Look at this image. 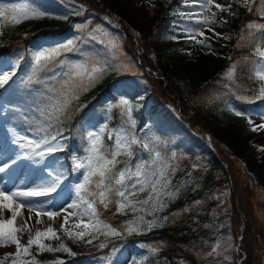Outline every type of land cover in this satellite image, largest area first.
<instances>
[{
  "label": "snow or ice",
  "instance_id": "6c2138e0",
  "mask_svg": "<svg viewBox=\"0 0 264 264\" xmlns=\"http://www.w3.org/2000/svg\"><path fill=\"white\" fill-rule=\"evenodd\" d=\"M235 2L245 7L250 14L254 11L253 6L255 5V10L264 20V0H261L260 3L258 0H235ZM198 3L202 10L210 11L211 15L196 19L195 23L206 26L208 31L213 32L214 29L211 25L217 23V13L211 9L215 7L221 12H229L232 7L231 3L225 6L215 3V0H198ZM9 13H12V20L15 24L21 23L22 20L51 16L47 10L35 4L4 8L0 11V19L8 20ZM16 13H19L21 18L18 19ZM229 14L235 15L231 12ZM192 16L193 14H188V19L191 20ZM62 18L66 19L67 17ZM226 22L225 20L220 21V23ZM75 27L80 32L85 31L84 25ZM2 28L3 25H0V36L3 35ZM245 29L248 30L249 42H264V23L250 22L245 25ZM245 29H242L241 39H244ZM101 33L102 35H98ZM214 34L221 35L220 33ZM195 35L203 36L204 30L202 28L190 30V37L194 38ZM83 42L86 45L95 42L101 45V48L97 51L83 48L77 50L75 42L68 40L59 45L42 46L32 54L31 75L28 77L27 83L41 85L40 88L34 90L36 98L33 103L35 111L39 114L35 118L36 129L31 135H18L13 140L19 149H27V151L23 152L22 157L18 155L15 159H10V162L6 160L0 164V173L10 170L21 158L31 161L34 165L43 164L39 171L44 172L47 169V172L46 178H42L41 183L31 187L16 188L14 185L13 189H9L5 185H0V247L14 246L13 252L6 253L3 258H0V264H6L9 257H13L10 264H35L36 255L31 251L34 245L37 255L43 252L61 251L68 255H75L63 242L55 247L44 243L45 240H61L52 223L62 217V213H67L69 208H83V212L69 213L63 216L59 231H62L69 239L89 244L93 240L99 239L100 235L107 238L121 236L125 232L140 234L145 230L150 231L153 228L161 227L163 226L160 222L161 218L156 213L163 211L168 203L180 195L184 188V185L172 183L177 170V165L173 163L175 153L168 155L161 150L160 146L164 142L159 136L136 134L135 120L132 115L133 106L130 100L122 98L119 103V107L122 109L121 115L127 117L123 123L110 127L106 119L98 127L88 128L81 134L84 141V155L82 157L73 156L72 170L81 177L74 186L76 199L66 207L61 205L60 208H56L55 196H58L62 190L61 185L66 176L64 172L57 170L55 161L43 162L49 155L63 151L67 147L64 141L71 137L65 135V128L66 122L71 119L74 102L78 101L84 92L99 83L107 72L128 67L122 63L119 65L115 63L119 59L116 55V40L99 27L92 30ZM196 43H202V41L197 40ZM74 51L77 52L78 59L61 58L65 53ZM254 55L258 56L259 60L253 61L252 75L262 82L255 99L264 100V49L256 47ZM20 59L22 57L18 58L16 64H11L7 68L0 67V89H3L15 75V69L18 67ZM235 70L236 65L233 64L226 76L232 79ZM239 99L248 98L239 97ZM248 102L251 100L248 99ZM83 107H87V105L78 106V110ZM229 110L233 111L236 116L244 115L234 107ZM248 122L249 124L253 123L250 118ZM257 128L264 129V123L255 125L252 130L255 131ZM145 193L146 195L140 198L141 194ZM41 197L46 199H36ZM112 203L116 205L115 214L125 215L130 212L133 215V219L126 221L119 229L99 218L97 205L108 209ZM194 203L199 205L201 201L197 200ZM25 210L28 213L26 218ZM5 211L10 213L7 218L4 217ZM184 211H189V209L186 208ZM138 212L144 215L137 216ZM33 214L36 217V225L43 223L42 217H47V220L52 223L43 230L35 228L31 224ZM84 214L89 216L91 227L89 223H83ZM145 215L152 216L153 219L145 220ZM175 215L174 213L173 216ZM69 216H78L79 220L71 227H66L69 225ZM168 219L167 216L163 217V221ZM81 226L86 231L75 232L72 230V228L80 229ZM24 233H27L26 242H22ZM86 236L91 238L85 240ZM99 247L105 248L107 244L102 242ZM140 247L144 248L145 246L141 244ZM220 247V242H217L208 255H222L218 251ZM112 251L114 253L116 249L113 248ZM151 251L155 253L156 250L151 249ZM224 251H228V248H225ZM28 257L31 259H26ZM111 259L109 256V262ZM224 259L228 260L229 257L225 256ZM147 260L148 257H144L140 264H145ZM54 264H64V261L56 260Z\"/></svg>",
  "mask_w": 264,
  "mask_h": 264
},
{
  "label": "trees",
  "instance_id": "16d2710c",
  "mask_svg": "<svg viewBox=\"0 0 264 264\" xmlns=\"http://www.w3.org/2000/svg\"><path fill=\"white\" fill-rule=\"evenodd\" d=\"M100 3L103 8L94 9L98 17L90 23L91 26L101 23L99 15H106V8L113 9L118 0H100ZM91 5L94 7L93 3L87 4L89 8ZM251 14L245 7L238 5L236 15L230 22L223 23V26L229 31L236 30L239 34L240 20L243 17H252ZM159 21L160 25L167 26L171 17L165 16ZM120 25L123 49L129 58L142 66L148 92L142 99L135 100L137 93L128 92L126 79H117L115 73H109L103 86H98L79 102L75 101L71 119L66 122L65 135L71 138L64 141L67 145L61 152L64 163L69 165L73 162V156L83 155L84 141L81 134L86 129L98 127L106 119L110 127L123 123L120 110L109 106L117 99L116 91L109 88L120 86L122 92L119 94L137 104L134 112L136 128L142 127L145 133L159 136L164 142L160 146L162 151L165 150L168 139L176 141L179 159L176 179L184 178L190 184L169 203L166 211L169 219L163 222L158 235L148 239L119 241L116 247H122L120 244H143L148 251L149 261L164 257L170 264H198L195 252L200 236H196V232L203 231L201 223L207 220L209 211L217 204L215 195L224 192V201L218 207L224 208L228 228L233 233L235 227L238 230L241 228V264H264V189L255 182L252 170L247 166L249 162L253 166H259L256 159L244 154L251 137L247 123L243 116L224 120V113L218 107L206 106L201 102L202 92L208 93L211 91L209 87L218 83L221 91L232 96L255 99L262 82L252 75L251 69L255 60L253 51L256 47L263 46L264 42H249L244 39L239 46L230 49L234 44L231 43L233 39L228 44L232 53L231 63L236 65L234 77L227 80L216 74L210 79L208 77L211 72H208L198 77L197 83L193 84L195 80L191 76L190 67L177 60L174 55V50L185 46V43L169 40L156 42L130 16H124ZM46 29V25L40 23L23 30H12L3 26L0 57L10 56L17 47L28 46L38 37H45L48 32ZM23 32L27 33L24 38ZM215 67L219 72L220 68ZM208 79H213V83L206 84ZM189 86H197V90L186 92ZM35 88H38V84ZM8 89L12 105L23 108V114L36 112L33 103L35 92L31 94L20 89ZM81 105L87 107L78 110ZM21 124L20 121L14 127L21 130ZM193 187L198 189L191 191ZM197 200L201 204L195 205ZM186 208L189 211H184ZM97 210L99 218L113 227L119 229L124 225L123 218L115 214V203L110 204L108 209L98 204ZM151 249H155V253ZM98 254L97 251L88 257L96 259Z\"/></svg>",
  "mask_w": 264,
  "mask_h": 264
},
{
  "label": "rangeland",
  "instance_id": "374dc122",
  "mask_svg": "<svg viewBox=\"0 0 264 264\" xmlns=\"http://www.w3.org/2000/svg\"><path fill=\"white\" fill-rule=\"evenodd\" d=\"M261 0H258L260 3ZM94 4V7L91 5L89 8L87 4ZM215 3H220L225 6L231 3L232 7L229 9L231 13H237V6L241 5L235 2V0H215ZM24 4H35L39 7L47 10L51 16L45 17L41 19H27L22 20L21 23L15 24L12 20V13H9V19L3 20L0 19V25H3L6 28L12 30H23V29H30L31 26L36 25L37 23L46 25V31L52 32V35L47 36V38H38L30 44L29 48L20 47L16 51H14L11 57H0V67L7 68L11 64H16L18 58L22 57L19 61L18 67L15 69V75L11 77L8 81V84L5 86H11V83L14 81L12 87L16 86L20 87L21 89L24 88V91H28L32 87H34L35 83L29 84L27 83L28 77L31 75V57L33 52L41 48L42 46H54L66 43L68 40H73L75 42V48L79 49H90L92 51H97L101 48V45L93 42L90 45L84 44V38L88 37V34L92 32V30L96 28H100L103 32H107L110 37L115 38L117 44V51L116 55L119 57L116 64H124L127 65V68H122L120 70H111L107 72L103 79L97 83L94 87H92L87 92H84L80 99L86 97L92 90L97 88L98 86H103L106 83V76L109 73H115L117 79H126L127 84L129 87L126 89L128 92H136L138 93L135 96V100L140 99L145 93L148 92V88L145 85V80L143 78L144 70L142 66H140L137 62L133 61L128 55L125 53L123 49V42H122V29L120 22H122L124 16H130L132 21L139 26L142 30H144L145 34H150L152 39L156 42L160 40H169L174 43H185V46H181L174 50V55L177 60L182 61L184 64H187L191 69V76L195 80L193 84L197 83L198 77L202 74H209L208 78H213L214 75H219L222 78L227 80H231L226 76V73L229 71L230 67L233 65L230 60V49L233 46L240 45L244 39H248V30L245 29V25L250 22H257V23H264V20H259L260 15L259 12L255 10L256 6L254 5V11L252 12V16L254 17H243L238 24V27L241 29H245L243 32L244 39H241V34L237 33L236 30L229 31L227 28L223 26V23H220L221 20H225L230 22L232 17L235 15H230L229 12H221L215 7L211 9L217 13L216 20L217 23L211 25L214 29L213 31H208L206 26L198 25L195 23L196 19L207 17L211 15V12L208 10H202L199 7L198 0H118V4L113 9L105 10L106 15H99L101 22L96 26H91V20H95L98 15L94 13V9H101L102 3L100 0H0V11L4 8H12L21 6ZM108 5V4H107ZM106 6V5H105ZM107 7V6H106ZM168 7V8H167ZM167 8V9H166ZM93 9V10H92ZM104 11V10H103ZM167 11V15L173 17V19L169 22L166 26L164 24H159L158 17L160 14H163ZM161 12V13H160ZM79 13V14H77ZM184 14V15H182ZM188 14H193L192 19H188ZM199 14V15H197ZM257 16L259 18H257ZM16 17L19 19L21 18L19 13H16ZM62 17H67L66 19ZM107 18V19H106ZM226 22V23H227ZM76 25H84L85 31L80 32L75 27ZM202 28L204 30V35H195L194 38L190 37V30ZM214 33H220V36L215 35ZM27 33L23 32V38L26 36ZM98 35H102L98 34ZM227 37V38H225ZM234 39V41H232ZM197 40L202 41V43H196ZM234 42L230 46L228 42ZM3 47V43L0 36V49ZM264 49V47H261ZM255 53V51H254ZM253 53V55H254ZM255 60L258 61L259 57L254 55ZM64 59L68 60H76L78 59L77 52H67L64 54ZM24 60V68H22L21 61ZM23 64V65H24ZM218 66L220 71L217 72ZM215 67V68H214ZM22 68V70H21ZM146 70V69H145ZM148 71V70H147ZM156 75V74H155ZM207 78V77H206ZM209 80V79H208ZM213 80V79H212ZM212 80L205 82L206 84L213 83ZM207 81V80H206ZM166 82V80H165ZM41 85L39 86V88ZM190 87V86H189ZM219 83L212 87L211 91L207 93L202 92L201 102L206 106H214L218 107L220 111H223V119L229 118H238L233 111L229 109L234 107L236 110H239L244 113L243 116H246L245 120L247 122L248 129L250 131L249 136L250 141L247 145V148L244 151L245 155H250L251 158L256 159L259 166H253L252 163L249 162L247 166L251 168L252 175L254 176V180L257 184H259L264 189V129H259L253 131V127L260 123H264V100L255 99L248 102V99L241 100L239 97H235L230 95L227 92L221 91L219 89ZM221 88V87H220ZM111 91H116L115 102H112L109 106L117 107L122 112L121 107H119L120 100L128 99L124 96H121L119 93L122 92L120 86L117 87H110ZM197 90V86H192L186 89L187 91H195ZM199 91V89H198ZM259 92V90H258ZM3 101H0V118L4 111L6 110V99L4 98L5 95L1 96ZM5 101V102H4ZM133 106V118L134 112L136 111L137 104L130 100ZM19 109L14 108L9 112V118L13 119L16 118L19 114ZM39 114L35 115L32 118L27 119L26 116L23 118L24 125H26V129H32V126L36 125V117ZM249 118L253 121L252 124H249ZM127 119L126 116H123V122ZM1 122V120H0ZM34 132V131H33ZM135 132L137 135L144 136V129L142 127L136 128L135 122ZM32 134V131L29 135ZM18 135H25L23 132L21 133H14L12 135H5L0 130V164L4 161L10 159H15L18 155L22 157L23 152L27 151L21 150L17 147L13 140L18 137ZM152 135V134H151ZM249 138V137H248ZM23 143V141H21ZM176 146L177 143L174 139H168L166 143V148L164 152L168 155L171 153H175V159L173 163L177 165V170L173 176L172 183L174 185H184L186 187L189 185V180H184V178L176 179V173L179 170L178 166V156L176 153ZM261 147V148H260ZM62 151H57L47 157V159L43 163H48L49 161H55V167L59 166L58 160L62 158L61 155ZM84 155V152H83ZM82 155V156H83ZM79 156V155H78ZM80 156V157H82ZM123 159V157H121ZM245 160V158H244ZM43 167V164L34 165L31 161L26 159H19L16 165H13L10 170H6L4 173H0V185H5L9 189H13L14 185L16 188H25L34 186L37 183L42 182V178H46L47 169L44 172H40L39 169ZM73 169V164L71 165V170ZM4 176V177H3ZM67 176V175H65ZM68 177V176H67ZM81 177L77 172L73 170L69 174V178L65 180L61 185L62 190L59 192L58 196H55L56 200V208H60L61 205L65 207L67 204L72 203L73 200L76 199L74 193V186ZM8 181V182H6ZM2 182V183H1ZM198 187H193V190H197ZM55 195V194H54ZM145 194H141L140 198H143ZM40 200H44L46 198H36ZM176 199V198H175ZM174 199V200H175ZM172 200V201H174ZM171 201V202H172ZM215 201L217 204L213 206L214 209H211L208 213L207 220L201 223V228L203 231H197L196 236L199 237V241L197 244V250L195 252V256L197 258L198 264H237V256L236 253V244L237 239L240 235L238 228H234L235 232L233 233L230 228H228V221L226 218L224 208H220L221 204L224 201V192H220L215 195ZM169 205V203H168ZM163 209L156 213L157 216L161 218L160 222L163 224V217L167 214V208ZM55 210V209H53ZM26 211V210H25ZM27 212V211H26ZM83 212V208L76 209V208H69L67 213H62V217L68 215L69 213H77ZM10 215L7 211L4 213V217L7 218ZM120 217L123 218V222L125 223L128 220L133 219V215L129 212L128 214L121 215L118 214ZM137 216L144 215L143 213H136ZM27 216H25L26 218ZM62 217L57 218L55 223H52L47 220V217H42L43 223L36 225L35 220L36 217L33 214V219L31 224L35 228H40L43 230L48 224L52 223L54 229L58 231V235H60L61 240L57 241L55 239L52 240H45L44 243L51 244L53 247L57 246L60 242H63L68 246L75 255H68L67 253L61 252H43L37 253V249L35 245L31 249L34 255H36V262L35 264H54L56 260H63L64 264H140L144 257L147 256V250L141 248L140 246L132 245L129 247H124L123 244H120L119 247H116V243L119 241H125L127 239H148L149 237L158 235V230L160 227L153 228L152 230L148 231L145 230L140 234H128L125 232L121 236H110L105 238L103 235L99 236V239L93 240L91 244L86 243L84 241H75L74 239H69L67 236L64 235L62 231H59V225L62 223ZM145 220L153 219L152 216L145 215ZM78 216H69V225L66 227H71V225L75 222H78ZM19 221V218H18ZM83 223L90 224V218L87 214L83 215ZM208 225V227H205ZM91 227V224H90ZM73 231L79 232L83 229L81 226L80 229L72 228ZM86 231V230H85ZM19 235V234H18ZM91 238L90 236H86L85 240ZM27 233L23 234L22 242H26ZM106 243L107 247L100 248V243ZM220 242L221 247L218 249L222 255H212L209 256L208 253L212 251V247ZM229 244L231 245L229 247ZM113 248L116 251L113 253ZM225 248H228V251H224ZM14 251V246L8 247H0V258H3V255L9 252ZM98 251V256L96 259L89 258L88 256H92L94 252ZM111 256V262H109L108 257ZM85 258L83 259V257ZM229 257L228 260H225L224 257ZM13 257H9L6 264H10L11 259ZM105 258V260H103ZM243 257L240 256L242 260ZM26 259H31L30 257ZM145 264H170L169 261L164 258H157L154 261L147 260ZM185 264V263H181Z\"/></svg>",
  "mask_w": 264,
  "mask_h": 264
},
{
  "label": "water",
  "instance_id": "95a60500",
  "mask_svg": "<svg viewBox=\"0 0 264 264\" xmlns=\"http://www.w3.org/2000/svg\"><path fill=\"white\" fill-rule=\"evenodd\" d=\"M241 239H242V235H240V236L238 237V239H237L236 251H238V249H239V244H240V242H241ZM237 256H238V253H237ZM238 264H240V262H238Z\"/></svg>",
  "mask_w": 264,
  "mask_h": 264
},
{
  "label": "bare ground",
  "instance_id": "6f19581e",
  "mask_svg": "<svg viewBox=\"0 0 264 264\" xmlns=\"http://www.w3.org/2000/svg\"><path fill=\"white\" fill-rule=\"evenodd\" d=\"M261 148V147H260ZM4 177V176H3ZM6 182H8V181H6ZM2 183V182H1ZM28 215V213L26 212V211H24V216H27Z\"/></svg>",
  "mask_w": 264,
  "mask_h": 264
}]
</instances>
